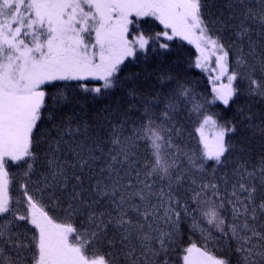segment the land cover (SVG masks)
I'll return each instance as SVG.
<instances>
[{"label": "snow or ice", "instance_id": "1", "mask_svg": "<svg viewBox=\"0 0 264 264\" xmlns=\"http://www.w3.org/2000/svg\"><path fill=\"white\" fill-rule=\"evenodd\" d=\"M176 38L210 99L119 75ZM0 264H264V0H0Z\"/></svg>", "mask_w": 264, "mask_h": 264}, {"label": "trees", "instance_id": "2", "mask_svg": "<svg viewBox=\"0 0 264 264\" xmlns=\"http://www.w3.org/2000/svg\"><path fill=\"white\" fill-rule=\"evenodd\" d=\"M149 29L151 34H154L156 31H161L162 28L160 25L155 22L150 21L149 25H145ZM169 50L161 53L157 51L153 53L151 50L147 53L148 59H143V54L141 59L137 63H127L122 66V71L119 73L121 77L126 76L130 72H139L141 74V79L139 83L142 87H161L156 80V75L159 71H170V73L176 78V80L181 82H190L195 86L196 92L201 95L211 98V84L209 83V73L198 69L195 67V59L197 56L196 50L179 38L174 39L173 41H168ZM151 73V75H148ZM147 76L145 80L144 77ZM97 82H92L89 86H95ZM169 86H174V82L170 83ZM122 93L119 89L114 90L112 94L108 97H97L95 99H81L79 102L83 105L84 110L87 115L91 117L95 112L104 108L106 105H115L116 101L121 97ZM246 104V98L243 95H240L236 98L235 103L232 104L231 108L224 109L222 105L216 104L212 105L210 111H215L221 115L224 119H232L235 115L236 109ZM68 108H65V111H68ZM79 110V109H77ZM138 115V113L134 114ZM195 124L189 123L187 126V132L193 133L195 136L194 129ZM196 139H190L185 137L184 143L192 146L195 144ZM183 231L185 233V241L188 240L189 229L187 225H183ZM193 240L198 239V236H192Z\"/></svg>", "mask_w": 264, "mask_h": 264}, {"label": "rangeland", "instance_id": "3", "mask_svg": "<svg viewBox=\"0 0 264 264\" xmlns=\"http://www.w3.org/2000/svg\"><path fill=\"white\" fill-rule=\"evenodd\" d=\"M186 42V41H185ZM187 43V42H186ZM190 45V44H189ZM190 46H192L194 49H195V47L193 46V45H190ZM196 50V49H195ZM214 58H213V62L211 63V65H210V68H214ZM199 69V68H198Z\"/></svg>", "mask_w": 264, "mask_h": 264}]
</instances>
